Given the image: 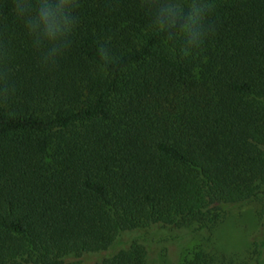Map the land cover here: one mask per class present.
Instances as JSON below:
<instances>
[{
	"label": "trees",
	"instance_id": "1",
	"mask_svg": "<svg viewBox=\"0 0 264 264\" xmlns=\"http://www.w3.org/2000/svg\"><path fill=\"white\" fill-rule=\"evenodd\" d=\"M55 3V0H49ZM203 5L185 55L162 9ZM0 0V264H81L121 234L264 205V0H69L29 31ZM264 217V209L260 210ZM192 248L181 264H259ZM92 264H147L135 241Z\"/></svg>",
	"mask_w": 264,
	"mask_h": 264
},
{
	"label": "rangeland",
	"instance_id": "2",
	"mask_svg": "<svg viewBox=\"0 0 264 264\" xmlns=\"http://www.w3.org/2000/svg\"><path fill=\"white\" fill-rule=\"evenodd\" d=\"M264 209L258 202L248 201L226 208L224 218L210 230L189 227H163L154 225L146 229L128 231L106 251L88 257H68L66 261L79 260L92 264L98 258L126 247L131 241L140 244L146 254L147 264H181L184 256L195 246L211 252H220L245 257L254 244L260 247L259 264H264Z\"/></svg>",
	"mask_w": 264,
	"mask_h": 264
},
{
	"label": "clouds",
	"instance_id": "3",
	"mask_svg": "<svg viewBox=\"0 0 264 264\" xmlns=\"http://www.w3.org/2000/svg\"><path fill=\"white\" fill-rule=\"evenodd\" d=\"M69 0H12L11 13L15 20L26 25L29 31L49 39L63 36L69 30L66 15ZM166 16V26L170 36L182 41L181 51L187 55L198 46L201 39L203 5L190 3L187 10L179 5H169L162 9Z\"/></svg>",
	"mask_w": 264,
	"mask_h": 264
}]
</instances>
